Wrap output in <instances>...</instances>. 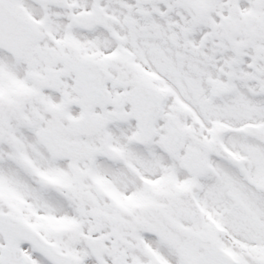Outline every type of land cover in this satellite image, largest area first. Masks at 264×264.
<instances>
[{
	"label": "snow or ice",
	"instance_id": "1",
	"mask_svg": "<svg viewBox=\"0 0 264 264\" xmlns=\"http://www.w3.org/2000/svg\"><path fill=\"white\" fill-rule=\"evenodd\" d=\"M0 264H264V0H0Z\"/></svg>",
	"mask_w": 264,
	"mask_h": 264
}]
</instances>
